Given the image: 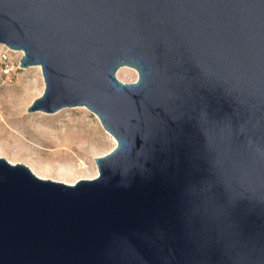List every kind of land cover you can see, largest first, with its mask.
Returning <instances> with one entry per match:
<instances>
[{"label": "water", "instance_id": "95a60500", "mask_svg": "<svg viewBox=\"0 0 264 264\" xmlns=\"http://www.w3.org/2000/svg\"><path fill=\"white\" fill-rule=\"evenodd\" d=\"M0 44L115 140L73 184L0 157V264H264V0H0Z\"/></svg>", "mask_w": 264, "mask_h": 264}, {"label": "rangeland", "instance_id": "374dc122", "mask_svg": "<svg viewBox=\"0 0 264 264\" xmlns=\"http://www.w3.org/2000/svg\"><path fill=\"white\" fill-rule=\"evenodd\" d=\"M21 55L20 50L0 44V99L4 97L13 106L4 115L9 132L0 128V157L27 165L44 179L62 182L64 174L75 182L93 178L97 173L94 157L115 146L112 136L85 106L65 107L54 113L27 112L29 104L42 94L44 82L38 67H19ZM127 68L129 73L116 71V77L134 81L137 71Z\"/></svg>", "mask_w": 264, "mask_h": 264}, {"label": "bare ground", "instance_id": "6f19581e", "mask_svg": "<svg viewBox=\"0 0 264 264\" xmlns=\"http://www.w3.org/2000/svg\"><path fill=\"white\" fill-rule=\"evenodd\" d=\"M21 51V50H20ZM22 52V51H21ZM36 67H38L40 70H41V68H40V66L39 65H37ZM129 68H127V66H121L120 68H118V70H117V72L119 73V74H126V73H129ZM41 72V71H40ZM4 97H2L1 99H0V128H2V129H4L3 131H5L6 133H8L9 132V128H7V123H8V120H7V118H5V113H7V112H9L10 110H11V108L13 107L12 105H10V101H5L4 99H3ZM3 99V100H2ZM12 102V101H11ZM12 113H17V111H11ZM96 115V114H95ZM106 131V130H105ZM107 132V131H106ZM5 134V133H4ZM4 136V135H3ZM111 138H113V137H111ZM113 140H114V138H113ZM114 142H115V140H114ZM32 171V170H31ZM33 172V171H32ZM34 174H35V172H33ZM97 174H98V171H97V173L95 174V176L94 177H96L97 176ZM36 175V174H35ZM37 176V175H36ZM38 177H41V176H39L38 175ZM62 177L64 178V180L62 181V182H64V183H67V184H73L75 181H70V180H67L66 178H69L66 174H64V175H62ZM93 177V178H94Z\"/></svg>", "mask_w": 264, "mask_h": 264}]
</instances>
